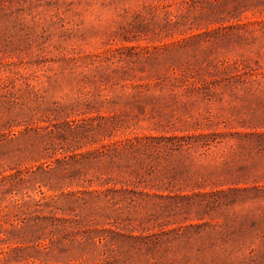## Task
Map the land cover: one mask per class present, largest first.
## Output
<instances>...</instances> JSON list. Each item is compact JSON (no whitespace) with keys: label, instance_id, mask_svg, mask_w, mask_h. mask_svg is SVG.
Here are the masks:
<instances>
[{"label":"rangeland","instance_id":"obj_1","mask_svg":"<svg viewBox=\"0 0 264 264\" xmlns=\"http://www.w3.org/2000/svg\"><path fill=\"white\" fill-rule=\"evenodd\" d=\"M0 264H264V0H0Z\"/></svg>","mask_w":264,"mask_h":264}]
</instances>
